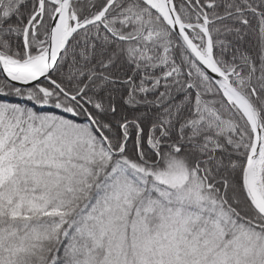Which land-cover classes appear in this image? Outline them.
<instances>
[{
    "label": "snow or ice",
    "instance_id": "1",
    "mask_svg": "<svg viewBox=\"0 0 264 264\" xmlns=\"http://www.w3.org/2000/svg\"><path fill=\"white\" fill-rule=\"evenodd\" d=\"M0 264H264V0H0Z\"/></svg>",
    "mask_w": 264,
    "mask_h": 264
}]
</instances>
